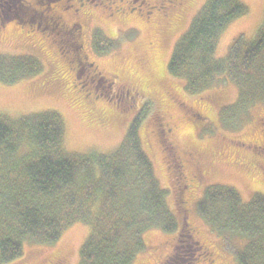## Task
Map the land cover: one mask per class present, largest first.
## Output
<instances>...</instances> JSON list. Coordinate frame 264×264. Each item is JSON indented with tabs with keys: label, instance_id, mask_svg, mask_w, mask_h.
<instances>
[{
	"label": "rangeland",
	"instance_id": "1",
	"mask_svg": "<svg viewBox=\"0 0 264 264\" xmlns=\"http://www.w3.org/2000/svg\"><path fill=\"white\" fill-rule=\"evenodd\" d=\"M87 1L50 0L54 9L68 4L78 9V15L72 9L62 14L68 24L87 22L82 52L92 67L85 69L79 54L72 59L79 65L76 73L71 57L62 54L47 30L49 15L22 8L44 0H0V54L32 55L42 65L30 79L0 83V113L58 112L65 121V147L81 154L114 151L134 119H140L138 133L177 226L144 233L145 247L129 264H237L235 253L243 249V239L220 238L200 217L197 205L214 185L233 187L244 201L255 193L264 195V102L238 115L231 111L227 119L222 112L237 97L233 84L219 77L191 94L184 80L168 73L177 42L208 0ZM243 2L247 12L220 35L216 59L225 58L236 40L252 39L262 25L264 0ZM100 77L112 78V88L130 96L118 99L98 82ZM164 130L170 132L163 135ZM168 151L184 164L179 184ZM197 170L199 181L192 179ZM183 180L189 186L185 190ZM88 233L87 226L73 225L52 245L26 242L23 255L8 264H79Z\"/></svg>",
	"mask_w": 264,
	"mask_h": 264
},
{
	"label": "trees",
	"instance_id": "2",
	"mask_svg": "<svg viewBox=\"0 0 264 264\" xmlns=\"http://www.w3.org/2000/svg\"><path fill=\"white\" fill-rule=\"evenodd\" d=\"M246 12L243 0H208L168 63V73L184 80L191 94L219 77L233 84L237 97L222 112L227 119L231 111L238 115L264 102V19L252 39L240 38L225 58L214 57L222 32ZM41 71L32 55L0 54L2 84ZM140 121L134 119L114 151L81 154L65 147L66 126L58 112L0 113V264L21 257L26 242L54 244L73 225L89 228L79 264H129L145 247L144 233L175 229L167 191L137 130ZM197 210L220 238L243 239L237 264H264V195L244 201L233 187L214 185Z\"/></svg>",
	"mask_w": 264,
	"mask_h": 264
},
{
	"label": "flooded vegetation",
	"instance_id": "3",
	"mask_svg": "<svg viewBox=\"0 0 264 264\" xmlns=\"http://www.w3.org/2000/svg\"><path fill=\"white\" fill-rule=\"evenodd\" d=\"M93 1L94 0H88L87 2L90 4H94V3H91ZM81 4L82 2H80V5ZM22 8H25L28 11V13L29 12H39L43 16L44 14L49 15L50 24H49V29L47 30L53 33V36L55 37L56 41L60 44V47L63 48V51L61 50L62 54L64 56L69 55L71 57V61L73 62L75 66L76 73H77V69L79 65L76 62H74L72 59L73 57H76L79 54L82 55L80 63L83 65V67L85 69H89L90 67H92V64L88 62L89 60L88 57L82 52L83 43H82L81 35L84 31V28L87 22L82 19H79L77 20V22L68 24L67 22H65L63 15H62L63 13L69 12L72 9V5L68 4L67 7L60 6L58 9H54L52 8L50 4V0H44L43 5H38L36 2H31V4H27L25 6L22 5ZM71 13L78 15V9H72ZM35 28L38 29L39 26H35ZM75 78L78 82H81L79 77L76 76ZM98 80H99L98 82H102L104 84L105 89H112V91L114 92L115 96L118 99L125 100L127 97L130 96L129 92L126 90H123V89L114 90L112 86L116 85V81L113 80L112 78L100 77L98 78ZM81 85L84 86L82 82H81ZM94 90H96V88H94ZM102 94L103 93H100V95ZM166 131L170 132V130H164L162 134L166 135L167 133ZM168 152L169 153L171 152L170 153V156H171L170 166L175 173L174 175H175L176 184H179V178H180V175H182L181 171H182V168H184V164L182 163V159L178 160L175 157L174 151L173 152L168 151ZM201 177H202V174L200 173L199 170H197L196 173L192 176V179L195 181H199ZM184 181L185 180H183L182 182V185H184L183 190L189 187L188 184H186Z\"/></svg>",
	"mask_w": 264,
	"mask_h": 264
}]
</instances>
